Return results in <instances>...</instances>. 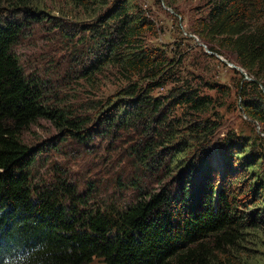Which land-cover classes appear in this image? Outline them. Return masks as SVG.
<instances>
[{
	"label": "trees",
	"instance_id": "1",
	"mask_svg": "<svg viewBox=\"0 0 264 264\" xmlns=\"http://www.w3.org/2000/svg\"><path fill=\"white\" fill-rule=\"evenodd\" d=\"M206 1L196 35L254 77L238 72L240 107L263 128L216 147L214 98L181 83L183 58L149 44L158 31L133 0H70L90 24L52 18L42 0H0V264H243L249 244H264V0ZM42 23L75 47L73 78L93 89L118 76L116 96L82 115L30 73L17 47ZM40 120L66 138L29 145L25 134ZM68 139L127 144L131 172L83 190L46 179L48 157Z\"/></svg>",
	"mask_w": 264,
	"mask_h": 264
},
{
	"label": "rangeland",
	"instance_id": "2",
	"mask_svg": "<svg viewBox=\"0 0 264 264\" xmlns=\"http://www.w3.org/2000/svg\"><path fill=\"white\" fill-rule=\"evenodd\" d=\"M160 2L133 0L134 5L153 21L158 31L155 37L149 39V44L167 50L171 57L183 58L181 83H192L193 86L201 88L202 94L214 98L215 106L207 115L212 121L220 123L213 146L220 145L230 134L254 139L263 128L251 122L240 107L238 85L241 76L238 72L248 82L255 81L254 77L238 66L231 53L221 50L222 55H219L210 51L206 43L196 35L197 20L205 15L207 1L174 0L172 7L167 5L168 0ZM42 7L45 14L52 18H65L67 23L73 21L90 24L93 21L73 9L70 0H42ZM17 53L30 73L40 78L51 91L62 95L69 103V109L78 110L82 115H86L87 111L92 113L88 110L92 101L107 102L119 91L120 82L116 78L118 76L98 78V83L93 89L84 81L73 78L78 59L76 49L61 34L55 32L49 23L34 26L27 36L22 37ZM232 65L239 69L231 67ZM69 81L74 83L69 85ZM211 82L223 85V92L209 90L206 84ZM171 88L172 85H169L165 89L156 90L153 96H166ZM249 92L253 95L251 88ZM83 107H86L87 111L84 112ZM183 111L184 108H178L175 114L180 116ZM66 135L67 133H60L51 122L40 120L25 134V140L34 146L56 137H61L62 140ZM56 145L59 150L50 154L49 167L42 169V175L48 180L56 177L68 178L83 190L91 183L111 187L115 174L121 173V169L127 167V171L131 172L129 160L123 157L127 154L125 143L110 146L106 140L96 143V146L83 147L75 140L68 139L65 143L58 142ZM122 161H125L126 165L123 163L120 166ZM248 247L252 251L243 256V264H264V244H249ZM92 264L103 263L97 259Z\"/></svg>",
	"mask_w": 264,
	"mask_h": 264
},
{
	"label": "water",
	"instance_id": "3",
	"mask_svg": "<svg viewBox=\"0 0 264 264\" xmlns=\"http://www.w3.org/2000/svg\"><path fill=\"white\" fill-rule=\"evenodd\" d=\"M231 67H234V68H236V69H239L238 67H236V66H234V65H232Z\"/></svg>",
	"mask_w": 264,
	"mask_h": 264
}]
</instances>
